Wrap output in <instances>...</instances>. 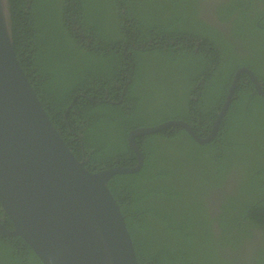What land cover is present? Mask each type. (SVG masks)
Here are the masks:
<instances>
[{"label": "trees", "instance_id": "obj_1", "mask_svg": "<svg viewBox=\"0 0 264 264\" xmlns=\"http://www.w3.org/2000/svg\"><path fill=\"white\" fill-rule=\"evenodd\" d=\"M154 2L115 0L123 37L102 34V38L96 33H101L97 23L103 17L97 15V22L91 21L89 14L90 9L94 12L95 0H64L59 15H55V0H11L18 60L53 124L90 171L135 166L137 156L128 144V134L138 127L181 119L205 137L225 100L235 68L220 77L219 94L206 100L204 94L210 84L201 87L204 79L198 59L207 54L195 55L191 45L176 47L171 43L172 53H162V42L176 41L178 28L184 23L183 18L171 13V7L161 6V0V7ZM156 12L163 14L154 21ZM263 12L252 15L253 31ZM156 39L161 43H149ZM216 46L220 54H226L224 46ZM73 49L90 61L82 66L81 60L72 58L76 55ZM150 69L157 72V78L160 76L158 86L164 89L156 90L147 82ZM166 70L171 72L169 77L164 74ZM243 77L213 141L198 143L181 126L140 135L136 143L144 154L142 168L115 174L109 180L139 264H249L250 258L264 264V240L251 256L247 255L248 261L231 257L246 246V224L264 233V210H259L264 209V194L260 197L255 192L257 187L264 190V160H250L255 153L264 155V149L244 152L247 146L235 142L244 128L260 127L264 132V121H250L249 113L264 120V115L258 118L257 111L250 112L253 95L238 90L244 86ZM254 89L252 86L246 91ZM237 98L245 101L237 104ZM244 154L250 167L248 163L244 175L238 172L235 178L239 195L231 197L228 206L225 199L224 213L213 215L209 194L216 187L222 189L234 163H247ZM200 176L208 184H201ZM243 206L252 214L246 223L240 222L248 217L239 220L234 213H240ZM0 220L7 228H14L1 204ZM216 223L220 231L215 229ZM0 264L43 263L23 238L0 234Z\"/></svg>", "mask_w": 264, "mask_h": 264}, {"label": "water", "instance_id": "obj_2", "mask_svg": "<svg viewBox=\"0 0 264 264\" xmlns=\"http://www.w3.org/2000/svg\"><path fill=\"white\" fill-rule=\"evenodd\" d=\"M11 6L0 0V204L14 228L0 221V234L23 238L43 264H139L109 180L142 168L140 135L181 126L198 143L215 139L243 70L235 73L206 137L181 119L138 127L128 134L135 166L90 171L53 124L18 60ZM246 71L264 95L256 75Z\"/></svg>", "mask_w": 264, "mask_h": 264}, {"label": "flooded vegetation", "instance_id": "obj_3", "mask_svg": "<svg viewBox=\"0 0 264 264\" xmlns=\"http://www.w3.org/2000/svg\"><path fill=\"white\" fill-rule=\"evenodd\" d=\"M154 1L156 5V3L159 2L160 0H154ZM161 1L163 3L161 6L167 5L168 7H171L172 9L171 11H173L171 13L172 14L175 13L179 18H183V23L185 22L188 24V22L191 20L190 28H194L197 31L196 36L195 35L192 37L189 36L187 38L183 37L182 39L178 38L176 41H174L173 39H169L166 43L162 42L161 46L164 47L162 53H164L165 55H168V53L169 54L172 53L170 45H168L169 43H171V45H174L176 47H179L180 44L182 47L185 46L188 47L189 45H191L193 54L195 55L197 53H199L200 55L201 52L207 54V56L204 59H198L201 68V73L203 74V79H204L200 82L201 87L205 88L208 86V83L210 84L209 89L204 94L206 100L210 99L211 97L217 96L219 94L222 88V85L220 84V77L223 75V73H225L227 70H233L235 68L232 74V80H233L235 73L239 69H242L243 72H241L240 77L244 76L243 77L244 86L240 87L238 90L242 89L245 91H242L240 93L245 92L253 95L252 98L253 106L250 109V112H253L254 110L257 111L258 118H261L264 115V113L262 112V109H264V103H262L258 97L264 99V95L258 90L253 79L249 76V73L246 70H249L256 75L258 79V83L260 84L261 89L264 92V45H263L264 44V40H263L264 0H179L180 1L179 3H174L176 0H161ZM194 3L199 5L198 15L199 16L201 15L203 19L201 17H199V19L187 17V12L193 9ZM259 10L263 12L259 15L258 17L259 19L256 22L259 30L253 31L251 17L252 15L255 16V14ZM156 14L158 15H154V14L152 15L154 21L158 20L157 18L160 17L163 13L156 12ZM206 38H208L209 40H206ZM161 41H162L161 39H156L155 41L149 40V43L152 42L161 43ZM208 42L212 44L208 45L207 44ZM213 43H215V45H213ZM216 44L217 45L219 44L221 47L224 46L225 48L224 51L226 52L225 55H222L218 52ZM194 46H196V48H194ZM172 72L175 73L176 71L173 70ZM164 74H166L169 77L171 72L170 70H166ZM158 78H160V76ZM239 80L237 87L234 91V95L238 88ZM252 86L255 88L254 92L246 91L248 88H252ZM229 87L227 89L226 95L229 92ZM254 93L257 94L258 97L255 98ZM200 94L202 93L200 92ZM234 95L232 97V100L233 98H236ZM218 100L220 103L221 99L218 98ZM237 100H238L237 104L239 102L245 101L242 100V98H237ZM249 100L250 99L248 98L246 99L247 102H249ZM224 102L225 100L223 101V104ZM223 104L221 105L223 106ZM218 105H216L214 108H217ZM229 106L227 110L229 109ZM221 109L219 110V112L221 111ZM249 114H250V121L253 123H260L261 121H264L263 119L254 118L255 115L252 116L251 113ZM245 131H248L247 135H243ZM243 133L242 135L237 136L235 138L236 139L235 142L247 146L243 150L244 152H248L246 150H250L252 148L264 149V132L261 131L260 127L259 128L251 127V129L244 128ZM244 155L247 157V159L249 158L247 154ZM256 158H258V161H262L264 160L263 159L264 155H259V153H257L256 155L255 153L252 157H250V160ZM248 163L250 167V162L248 159L246 164H242V161L239 162V164H241V167L239 169L236 168L232 170L230 169L226 174L228 176L226 179V183L223 185L222 189L220 188L218 192L216 191V194L213 193L212 196H210L209 204L213 211V215L220 216L221 214L224 213L222 207L225 199L228 202L227 204L228 206L230 202V198L239 195V192L237 191L238 186H235V181H236L235 178H238L239 175L238 172L241 173V176L244 175L243 169L246 167ZM260 181H262V179ZM255 192L261 197V195L264 194L263 186L257 187V190ZM243 197L245 198L244 195ZM244 207L247 208L246 206H243V208ZM233 210L234 208H232L231 211L232 215H233ZM259 210H264V209L262 208ZM249 211L250 210L247 209V212L241 218H239L240 214L236 210H234V213H237V218L239 220L241 219L244 220L245 217H248L246 220L240 222V223H246L247 220L250 221L249 218L252 216V214H249ZM215 229L220 231V228L217 223L215 224ZM262 232L263 231L259 228L258 229L253 228L251 226V223L246 224L245 235H248V238L247 237L245 238L246 244L244 243L246 246L243 247L242 250H235V254L234 255L231 254L232 255L231 257L234 256L242 260L248 261L247 255L251 256L253 254L254 248L256 247L257 249L260 243L264 240V233L262 234ZM235 233L237 235L240 234L238 230H235ZM258 236H261V238ZM230 252L231 251L229 250L228 253ZM249 264H256V263L255 261H252V258H250Z\"/></svg>", "mask_w": 264, "mask_h": 264}, {"label": "rangeland", "instance_id": "obj_4", "mask_svg": "<svg viewBox=\"0 0 264 264\" xmlns=\"http://www.w3.org/2000/svg\"><path fill=\"white\" fill-rule=\"evenodd\" d=\"M63 3H64V0H55V15L60 14V12H59L60 7ZM154 4H155V2H154ZM156 5L159 6L158 2L156 3ZM93 8H94V12H93V9H90V11H89L91 21L98 20L97 15H101L103 17V19L97 23L100 27L101 33L97 32L96 34L100 35L102 38H103V35H105V36L111 35L114 38H119V37L122 38L123 36H122V32H121V23L118 19V16H119L118 15V6L115 4V0H95V4H93ZM198 9H199V5L194 3L193 9H191L189 12H187V17L197 18V19H199V17H201L203 19V17L201 15L200 16L198 15V13H199ZM122 10H123V7H122ZM190 23H191V20L188 22V24L184 22L183 28H178L179 31L178 30L177 31H178V34H180V36H179L180 39H182L183 37L184 38H187L189 36L192 37L193 34L197 33L195 30H192V28H190V26H189ZM255 30L257 31V30H259V28L256 27ZM81 36H82V34H81ZM83 39L85 40V43H89V40H87V37L86 38L83 37ZM73 52L76 55H74L72 58L74 60H81L82 66L88 62L89 59L84 57L83 53H78L74 49H73ZM146 74L148 76L147 82L150 85H152L154 87V89L159 90L160 88H163V87L158 86V79H157L158 74L156 71L150 69V70H147ZM240 167H241V164H239V163H234L232 165V169L233 168L239 169ZM200 180H201V184H208V182L205 181L201 176H200ZM216 188L214 190H212V192L209 194V196L207 198L208 204L210 203L209 202L210 196L218 190ZM240 210H241V212L239 213L240 214L239 218H241L247 212V208L244 207V208H241Z\"/></svg>", "mask_w": 264, "mask_h": 264}, {"label": "bare ground", "instance_id": "obj_5", "mask_svg": "<svg viewBox=\"0 0 264 264\" xmlns=\"http://www.w3.org/2000/svg\"><path fill=\"white\" fill-rule=\"evenodd\" d=\"M241 75V74H240ZM239 78H240V76H239ZM237 87V86H236ZM236 89V88H235ZM228 94V93H227ZM226 97H227V95H226ZM233 97V96H232ZM232 100V99H231Z\"/></svg>", "mask_w": 264, "mask_h": 264}]
</instances>
